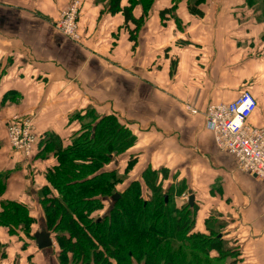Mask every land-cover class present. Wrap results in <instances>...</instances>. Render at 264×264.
<instances>
[{"label":"crops","instance_id":"1","mask_svg":"<svg viewBox=\"0 0 264 264\" xmlns=\"http://www.w3.org/2000/svg\"><path fill=\"white\" fill-rule=\"evenodd\" d=\"M68 1L0 0V171L9 172L0 202L24 204L37 222L32 237L0 225V264H59L53 247L33 242L44 226L38 188L56 163L44 138L53 133L69 146L80 128L71 116L87 107L114 114L136 137L104 167L124 175L119 187L143 184L148 168L159 179L166 172L165 189L186 186L177 202L193 195L194 232L207 233L205 220L216 217L224 221L223 238L238 251L235 264H264V184L216 146L202 113L246 87L257 99L248 121L264 127V23L256 22L245 0H206L200 17L181 1L177 27L159 14L173 0H155L134 43L128 33L134 25L126 28L121 12L110 14L107 0H80L82 41L74 42L54 27ZM132 13L138 19L143 12L136 6ZM186 102L199 112H188ZM23 115L33 119L40 139L28 159L6 136L7 122Z\"/></svg>","mask_w":264,"mask_h":264},{"label":"trees","instance_id":"2","mask_svg":"<svg viewBox=\"0 0 264 264\" xmlns=\"http://www.w3.org/2000/svg\"><path fill=\"white\" fill-rule=\"evenodd\" d=\"M181 1H185L191 15H203L200 6L206 0H173L170 7L159 11L161 19L169 16L180 27L175 12ZM120 2L107 0V11L112 15L121 12L126 28L128 23L134 25L128 28V33L129 39L136 43V33L155 0H129L124 7ZM246 3L258 12L256 22H263L264 0H246ZM136 6L143 12L138 19L132 13ZM86 112L83 116L88 120L80 124L69 146L63 147L53 133L44 138L46 149L54 151L56 163L46 171L47 184L40 189V202L44 228L51 237L55 235L58 263L235 264L238 251L230 246L231 241L223 238L219 231L222 223L213 226L212 218L216 217L205 220L207 233L194 232L198 206L189 200L178 205L176 199L186 189L183 182L177 189L174 186L165 189L167 173L163 172L159 179L158 173L148 168L142 174L143 184L133 180L118 188L123 176L104 167L131 147L136 137L114 114H99L92 107ZM80 114L77 112L71 118L77 119ZM26 117L29 116L16 119ZM36 135L31 158L40 140ZM132 163L130 159L125 171ZM8 173L0 171V188L3 184L5 188ZM4 188L0 189V196ZM110 197L112 203L107 211L101 218L93 217L92 213L104 209ZM0 206V225L8 227L11 233L23 230L30 236L33 218L26 206L13 200H1Z\"/></svg>","mask_w":264,"mask_h":264},{"label":"built area","instance_id":"3","mask_svg":"<svg viewBox=\"0 0 264 264\" xmlns=\"http://www.w3.org/2000/svg\"><path fill=\"white\" fill-rule=\"evenodd\" d=\"M80 12L81 2L72 0L55 23L60 33L76 42L81 40L76 29ZM184 108L192 114L199 112L190 102ZM256 108L257 99L244 88L233 100L211 103L202 113L216 146L235 158L240 171L252 174L264 184V127H254L248 121ZM6 134L12 149L25 158L31 157L37 139L31 117L12 119Z\"/></svg>","mask_w":264,"mask_h":264},{"label":"rangeland","instance_id":"4","mask_svg":"<svg viewBox=\"0 0 264 264\" xmlns=\"http://www.w3.org/2000/svg\"><path fill=\"white\" fill-rule=\"evenodd\" d=\"M72 0H69L68 1V3L65 5V7L63 8V10L64 9H66V7L70 4V2H71ZM80 1V0H79ZM246 1V0H245ZM81 2V1H80ZM246 3V2H245ZM248 7H249V9L251 10L252 8H251V5H247ZM62 10V11H63ZM252 11H253V9H252ZM253 13V16H254V18H255V20H257V14H258V12H252ZM59 19V18H58ZM57 19V20H58ZM56 20V21H57ZM78 21H79V18H78ZM257 21H259V20H257ZM56 23V22H55ZM260 23H264V21L263 22H260ZM54 27H55V24H54ZM56 28V27H55ZM77 30H78V34L81 36V39H82V34H81V31H80V29H79V23H78V27L76 28ZM58 31V30H57ZM59 32V31H58ZM62 34V33H61ZM63 35V34H62ZM64 36V35H63ZM66 37V36H65ZM67 39H70V38H68V37H66ZM71 40V39H70ZM73 41V40H72ZM82 41V40H81ZM80 41V42H81ZM74 42H76V41H74ZM174 71V70H173ZM246 88V87H245ZM185 104V103H184ZM184 106V105H183ZM88 108V107H87ZM78 112V111H77ZM77 112H74V114L75 113H77ZM79 112H81V114H80V117L78 118L77 117V122H78V124H81V125H83L84 123H85V121H87L88 119H87V117L86 116H83V115H85V113H86V115H87V112H86V110H84V111H79ZM16 118V117H15ZM12 150H14V149H12ZM15 151V150H14ZM16 152H18V151H16ZM18 153H20V152H18ZM21 156H23L22 154H21ZM24 157V156H23ZM117 157V156H116ZM25 159H28V158H25ZM132 159V158H131ZM29 165V164H28ZM27 165V166H28ZM28 168V167H27ZM29 170H31V171H29V172H33L32 171V169L29 167ZM4 172V171H3ZM120 175H122V174H120ZM123 177H124V175H122ZM260 181V180H259ZM5 183V187H6V181L4 182ZM2 187L4 188V184L2 185ZM2 187L0 188V189H2ZM118 188H120V187H118ZM5 189V188H4ZM39 190H40V188H38ZM42 189V188H41ZM41 191V190H40ZM40 191H38L37 192V194H38V202H39V205H40V207L42 208V210H43V207H42V205H41V202H40V198L42 197V195H41V193H40ZM144 196H147V194H145ZM186 202H187V200L186 199H181V200H178V205H180V204H186ZM112 203V200H111V197L110 198H107L106 199V206L104 207V209H100V210H97V211H94L93 213H92V216L93 217H98V218H101V216L107 211L106 210V208L108 207V206H110V204ZM27 210H28V213H29V208L27 207ZM43 216H44V213H43ZM217 222H219V223H222L221 225H219V231L220 232H222L223 231V225H224V221H222V220H218V219H216V218H212V224H213V226H215L216 224H217ZM45 225V224H44ZM32 226L33 227H31L30 228V236H32L31 235V232L37 227V222H36V219L35 218H33V222H32ZM40 227V226H39ZM41 227H45V226H41ZM23 231V230H22ZM22 231H21V233H22ZM24 233V232H23ZM25 234V233H24ZM55 235L54 234H52V241H53V245L51 246V247H48V249L49 250H52V247H53V251H56V252H58V246H57V242L55 241V237H54ZM33 241V240H32ZM231 246V245H230ZM232 247V246H231ZM1 250V249H0ZM58 254V253H57ZM57 256V255H56ZM57 260H58V258H57Z\"/></svg>","mask_w":264,"mask_h":264},{"label":"water","instance_id":"5","mask_svg":"<svg viewBox=\"0 0 264 264\" xmlns=\"http://www.w3.org/2000/svg\"><path fill=\"white\" fill-rule=\"evenodd\" d=\"M188 200L193 201V195H189ZM34 241L39 249H44L51 247L53 245L51 234L45 228H42L36 231L33 235Z\"/></svg>","mask_w":264,"mask_h":264}]
</instances>
